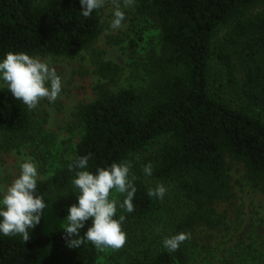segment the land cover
I'll use <instances>...</instances> for the list:
<instances>
[{"label":"trees","instance_id":"trees-1","mask_svg":"<svg viewBox=\"0 0 264 264\" xmlns=\"http://www.w3.org/2000/svg\"><path fill=\"white\" fill-rule=\"evenodd\" d=\"M133 4L135 14L150 24L140 38L148 40L146 69L153 78L140 88L105 90L79 105L83 133L73 157L37 188L45 202L70 206L77 202L75 171L68 168L75 158L90 154L93 172L114 161H131L134 211L118 210L126 216L125 245L102 262L90 242L70 248L63 229L40 233V220L26 242L20 235H0V264H193L189 238L176 251L162 241L199 228L209 233L230 228L235 192L228 160L241 163L264 193V0ZM81 11L79 0H0V58L9 51L80 55L102 29L100 9L88 18ZM131 45L136 49V40ZM100 71L106 77L115 72L111 64ZM40 117L7 87L0 88V133L10 147L38 142L33 132ZM149 162L150 177L143 173ZM148 181L166 187L163 199L147 195ZM155 225L160 230L153 231ZM251 250L243 247L237 261L234 253L230 259L222 254L218 264H264V253L254 256Z\"/></svg>","mask_w":264,"mask_h":264},{"label":"rangeland","instance_id":"rangeland-1","mask_svg":"<svg viewBox=\"0 0 264 264\" xmlns=\"http://www.w3.org/2000/svg\"><path fill=\"white\" fill-rule=\"evenodd\" d=\"M41 2L42 0H36ZM125 20L118 29L110 28L113 18V0H105L100 9L102 29L99 38L93 45L73 58L38 56L50 58L52 66L62 77L63 86L54 103L42 99L35 108L41 114L35 126L34 135L38 142L18 141V146L10 147L0 133V191L5 189L19 174L18 165L21 156H29L38 163L40 182L47 185L54 170L63 166L74 155L83 129L77 118V108L97 99L103 91L117 93L123 88H140L153 78L147 63L149 46L140 34L149 28V22L135 14L134 4L123 8ZM136 40L137 48L133 49L131 41ZM157 45V40L154 45ZM111 64L115 72L106 77L100 68ZM3 87H7L6 85ZM2 88V87H0ZM3 140V141H2ZM146 154H150L147 152ZM229 162V175L235 192L234 206L231 213L229 229L209 233L203 228L191 233L192 263L218 264L222 258L230 259V253L237 261L243 247L252 248L251 254L264 253V193L249 181L243 165L233 160ZM148 184L153 188L157 184ZM118 196V194H117ZM48 205L43 210L39 232L48 234L62 230V222L68 214L69 206L65 203ZM37 226L32 231L35 232ZM160 230L159 226L152 227ZM153 235H156L153 233ZM211 237V239H210ZM120 249L106 248L100 251L101 261L108 262L109 256ZM223 252V253H222ZM212 255V256H211ZM211 256V257H209ZM223 258V259H224Z\"/></svg>","mask_w":264,"mask_h":264},{"label":"clouds","instance_id":"clouds-1","mask_svg":"<svg viewBox=\"0 0 264 264\" xmlns=\"http://www.w3.org/2000/svg\"><path fill=\"white\" fill-rule=\"evenodd\" d=\"M79 3L82 7L80 14L88 18L94 10L104 7L105 0H79ZM133 3L134 0H113L110 28L122 26L125 11L121 5L127 8ZM5 85L14 99L22 101L31 110L44 98L54 103L62 91L63 81L50 58L9 51L0 58V87ZM89 159L90 154L78 156L68 165L69 170L75 171L72 185L78 190L75 194L77 202L69 206L61 227L70 248H79L87 241L99 251L120 249L126 243L127 233L122 227L126 216L118 215V210L133 212L137 192L135 177L131 175L132 162L114 161L104 167L97 166L93 172L89 170ZM18 168L16 178L0 191V235H20L26 242L48 205L44 197L37 194L40 182L38 163L29 156H21ZM152 172L150 162L143 166L145 176L150 177ZM166 191V187L158 183L154 188H148L147 195L163 199ZM117 194L123 196L122 201ZM86 222L90 223L81 235ZM189 236L180 232L166 237L162 243L168 250L176 251Z\"/></svg>","mask_w":264,"mask_h":264}]
</instances>
